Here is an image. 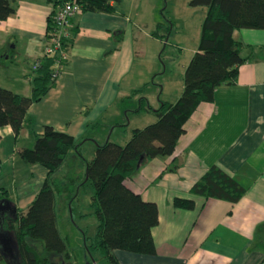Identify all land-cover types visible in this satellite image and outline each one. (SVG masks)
Here are the masks:
<instances>
[{
  "label": "crops",
  "instance_id": "1",
  "mask_svg": "<svg viewBox=\"0 0 264 264\" xmlns=\"http://www.w3.org/2000/svg\"><path fill=\"white\" fill-rule=\"evenodd\" d=\"M11 1L14 13L0 21V88L29 97L32 66L42 57L54 6L49 0ZM154 3L150 10L157 8ZM143 4L145 0H121L112 12H81L71 19V44L53 86L29 106L17 137L9 127L0 129V195L16 213L26 212L46 178L43 167L18 157V152L33 147L44 127L79 145L80 156L68 153L54 174L60 184L76 186L84 178V161L93 158L97 145L121 146L132 130L156 121L146 110L135 112L139 99L154 110L160 101L174 103L180 96L182 81L173 92L164 84L158 88L144 82L149 74L141 70L147 54L144 42L148 37L157 41L150 37L157 23L143 20ZM202 10L201 22L206 13ZM232 39L242 44L245 59L234 82L216 88L213 101L196 108L171 156L140 160L136 172L123 181L144 202L155 204L158 222L151 229L154 254L114 251L119 263L264 264V31L235 30ZM198 40L180 48L188 52L183 71ZM85 148L91 158L83 157ZM73 166L77 168L71 173ZM212 166L244 189L238 202L191 194L192 186ZM6 172L13 183L19 182L20 174L26 175L13 199L3 184ZM55 196V210L58 203L62 213L76 200L69 205L64 195ZM174 199L192 201L193 209L175 208Z\"/></svg>",
  "mask_w": 264,
  "mask_h": 264
},
{
  "label": "trees",
  "instance_id": "2",
  "mask_svg": "<svg viewBox=\"0 0 264 264\" xmlns=\"http://www.w3.org/2000/svg\"><path fill=\"white\" fill-rule=\"evenodd\" d=\"M49 1L53 3L54 10L48 17L45 35L53 29L55 10L65 2L75 1L81 12L109 13L121 0ZM188 5L206 9L197 50L184 69L182 91L174 103L160 101L152 110L145 107L144 99H139V108L135 112L141 109L148 111L156 118L153 124L132 130L123 146L110 142L97 145L93 158L84 161V178L76 186L74 182L60 184L54 177L68 153L73 151L80 156L79 145L71 137L46 126L31 149L18 152L21 160L29 165H40L47 174L26 212L4 219L2 230L12 235L16 249L13 251L14 259L0 254V264H73L57 230L55 195H64L70 205L86 184H90L93 190L90 207L97 225L94 238L84 247L85 258L97 252L106 264H123L116 260L114 251L154 254L151 229L158 222L157 208L127 189L123 181L136 172L141 159L171 156L178 139L185 132V123L196 108L202 103L212 102L216 88L234 82L245 59L241 56L242 44L232 39L233 31H264V0H190ZM13 13L12 1L0 0V21ZM162 26L158 23L151 36L160 40L166 38L170 28L166 36H161L157 31ZM72 31L70 27V34ZM70 44L71 35L62 43L65 52ZM37 62L29 97L0 88V129L9 127L14 137L22 129L29 106L38 102L54 84V57H41ZM137 92L140 91L133 94ZM190 192L206 199L236 203L244 189L212 166ZM2 196L0 200H7ZM172 205L183 210H192L194 206L192 201L181 199H174Z\"/></svg>",
  "mask_w": 264,
  "mask_h": 264
},
{
  "label": "rangeland",
  "instance_id": "3",
  "mask_svg": "<svg viewBox=\"0 0 264 264\" xmlns=\"http://www.w3.org/2000/svg\"><path fill=\"white\" fill-rule=\"evenodd\" d=\"M189 1L154 0V4H158L157 8H153L154 6L151 8L154 10H150L152 0H145V4L141 5L140 14L144 21L148 22V24L154 22L155 25L156 23L163 25L157 31L158 35L166 36V31L170 28L166 38L161 40L155 38L157 41L149 37L145 39L144 46L147 54L142 62L143 69L141 67V70H144V73H149L146 81H144L149 87L151 84H154L160 88L164 84L168 87L169 92H173L182 81L183 66L185 60L188 58V52L180 48L191 47L193 38L198 40L202 18L201 12L204 8L190 7L188 5ZM183 9L191 11V15H187ZM153 31H155V26ZM150 37L152 38L151 35ZM137 64L139 65L140 63L137 62ZM115 138L116 134H113L110 141H115ZM126 142L122 143L121 146ZM115 144L119 145L121 143L115 142ZM87 149L85 148L82 152L83 157L91 158L87 155ZM76 168L73 166L69 172H75ZM6 175L7 172L5 176H2L3 184H5L8 190L9 198L13 199L15 194L19 193L20 184L26 178V175L20 174L18 183H13L12 179ZM92 195V187L90 184H86L80 188L76 200L69 209L68 207L66 208L64 213L59 211L58 203L56 205L57 230L66 245L67 252L73 264H106L97 252L91 253L89 258H85L84 247L88 246L94 238L97 225V220L90 207ZM55 199L58 201L56 196Z\"/></svg>",
  "mask_w": 264,
  "mask_h": 264
},
{
  "label": "built area",
  "instance_id": "4",
  "mask_svg": "<svg viewBox=\"0 0 264 264\" xmlns=\"http://www.w3.org/2000/svg\"><path fill=\"white\" fill-rule=\"evenodd\" d=\"M80 13L81 10L79 5L75 1H68L57 7L53 14V29L48 35H45L42 57H54L55 70L52 75L54 81L62 72L63 65L67 58L66 52L62 48V43L64 40L69 39L71 35L70 21ZM37 68L38 62L36 61L32 66V70L36 71Z\"/></svg>",
  "mask_w": 264,
  "mask_h": 264
},
{
  "label": "water",
  "instance_id": "5",
  "mask_svg": "<svg viewBox=\"0 0 264 264\" xmlns=\"http://www.w3.org/2000/svg\"><path fill=\"white\" fill-rule=\"evenodd\" d=\"M15 214V209L10 205L8 200H0V254L11 259H14L15 242L11 234L2 230V224L5 218L15 217ZM8 253L9 255H7Z\"/></svg>",
  "mask_w": 264,
  "mask_h": 264
},
{
  "label": "flooded vegetation",
  "instance_id": "6",
  "mask_svg": "<svg viewBox=\"0 0 264 264\" xmlns=\"http://www.w3.org/2000/svg\"><path fill=\"white\" fill-rule=\"evenodd\" d=\"M7 255H9V253Z\"/></svg>",
  "mask_w": 264,
  "mask_h": 264
}]
</instances>
